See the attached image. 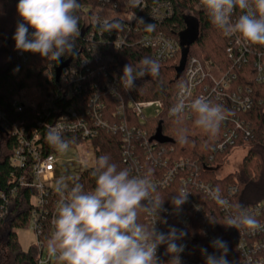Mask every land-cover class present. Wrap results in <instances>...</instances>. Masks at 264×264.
<instances>
[{"label": "built area", "instance_id": "obj_1", "mask_svg": "<svg viewBox=\"0 0 264 264\" xmlns=\"http://www.w3.org/2000/svg\"><path fill=\"white\" fill-rule=\"evenodd\" d=\"M79 11L80 37L83 41L75 50L77 56L62 71L57 82V95L38 104L33 96L24 92L12 100L11 112L0 108V161L8 155L12 169L3 189L0 187V226L11 217V200L16 198L20 189H28L31 198L29 228L35 237L33 245L41 250L39 264H50L56 257L49 256L42 237L46 229L50 237L54 231L53 220L60 197L53 183L58 178L61 159L60 152L47 142V132L52 127L61 130L63 138L71 142L68 151L78 154L77 164L86 167L87 171L92 168L83 165L81 160L96 157L94 142L102 132H108L120 137L122 160L131 176L147 174L145 166L148 165L163 169L162 176L149 177L157 189H166L179 182L180 189L184 188L189 193L187 202L180 209H175L169 203L163 204L167 211L159 212L158 217L146 214V224L151 229L157 219L155 228L158 232L167 233L169 226L185 231L187 235L177 241L185 245L184 251L180 253L181 264H205L206 258L201 249L219 255L212 241L216 238L226 241L218 223L210 221L214 218L209 203L221 210L226 220L236 215L238 211L233 203L238 192L237 184L226 186L222 193L214 183L202 180L197 163L184 158L172 161L164 148L165 144L155 140L156 133L151 135L146 128L149 120L163 113L164 103L160 100L136 101L129 92L120 90L122 83L116 78H110L106 72L97 74V66L102 65L105 59L99 54L109 49L119 52L127 47L140 46L149 53V58L159 63L178 61L183 49L180 41L157 31L155 27L153 31H146L134 19L142 17L146 23L163 25L174 16L173 3L171 0H140L138 6L132 7L129 0H85ZM193 11H205L200 0ZM241 14L240 9H234L232 20L235 22ZM187 16L194 15L188 13ZM105 20L118 21L121 28L104 31L100 23ZM33 31L31 28L29 33ZM227 37L229 44L226 51L233 61L228 72H222L210 59L191 55L187 56L182 71L181 84L190 90L186 102L204 96L214 104L229 102L235 113L231 117L225 115L223 121L231 122L234 128L228 129L223 142L211 148L213 153H223L235 146L240 135L247 140L253 134L251 125L243 123L237 116L252 109L253 92L248 87L233 90L235 70L247 64L251 58L256 82L264 84V46L246 45L238 36ZM115 44L120 46L119 50ZM18 55L21 65L29 62L27 52L18 50ZM106 61L115 62L110 56ZM18 70L19 67L14 72ZM179 91L180 87L175 95V103ZM108 97L115 101L112 109ZM66 102L71 103L66 105ZM193 114L185 109L182 116L191 118ZM169 115L172 116L170 111ZM215 189H219L221 197L227 199L230 207H223L213 199L212 192ZM243 210L258 220L262 229L253 231L246 227L235 229L227 226L235 248V253L229 250L227 259L229 264H264V200ZM161 217L167 220L166 224ZM194 232L202 236L205 243L195 239ZM166 247L160 245L157 250L161 264H169L171 260V256L166 254Z\"/></svg>", "mask_w": 264, "mask_h": 264}, {"label": "clouds", "instance_id": "obj_2", "mask_svg": "<svg viewBox=\"0 0 264 264\" xmlns=\"http://www.w3.org/2000/svg\"><path fill=\"white\" fill-rule=\"evenodd\" d=\"M129 3L136 7L140 0H129ZM200 4L211 23L225 35L238 36L246 45L264 46V0H200ZM79 8V0H18L17 12L24 23H18L16 27L13 37L16 49L38 53L56 62L62 56L74 54L75 41L80 35ZM234 9L242 12L235 22L232 20ZM134 19L146 31L154 30L155 26L146 23L142 17ZM25 25L34 31L29 33ZM100 27L111 32L119 30L121 24L105 20ZM115 47L120 49L117 44ZM159 71L158 60L144 57L138 70L131 64L124 65L121 83L126 89H132L137 77L150 75L156 78ZM179 87L177 102L169 109L171 115L179 123L187 109L195 114L194 123L198 128L215 136L225 119V109L204 96L186 102L190 90L184 84ZM178 138L181 143H186L187 129H178ZM46 139L60 153L67 152L71 143L55 127L48 130ZM81 163L93 169L95 187L85 191L78 182L68 187L64 178L57 180L55 191L60 199L53 220L54 231L46 243L49 256L56 257L61 264H161L157 250L160 245H166V254L171 256L169 264H181L180 253L185 245L177 241L187 233L175 226H169L167 233L158 232L155 228L157 219L151 229L139 222L141 212L158 217L159 212L167 211L163 208V197L156 194L157 185L150 180V173L131 176L126 168L118 170L106 155L82 159ZM188 194L184 188L176 193L171 200L175 209L187 202ZM212 196L221 206L230 207L219 189L213 190ZM237 207L238 213L226 220L228 227L262 229L258 220ZM163 222L166 224L167 220ZM212 246L220 254H209L207 249H201L205 264H229L227 242L216 238Z\"/></svg>", "mask_w": 264, "mask_h": 264}, {"label": "trees", "instance_id": "obj_3", "mask_svg": "<svg viewBox=\"0 0 264 264\" xmlns=\"http://www.w3.org/2000/svg\"><path fill=\"white\" fill-rule=\"evenodd\" d=\"M83 2L85 0H79L80 5ZM171 2L175 11L173 18L163 25L155 26V29L168 36L175 37L181 44L187 40L184 48L187 49L189 56L210 59L222 72H228L233 66V61L229 58L226 51L229 44L227 35L211 23L206 11H193L198 0H171ZM17 4L18 0H0V39L2 41L0 48V108L7 112L12 111V100L24 92L32 95L38 104L45 102L51 96H56L59 90V84L56 82L58 68L70 59L71 63L74 56H77L74 51L75 54L62 56L59 62H56L55 60L42 57L38 53L27 52L29 62L24 66L21 65L18 49H16L15 40L13 39L17 24L24 23L18 15ZM188 13L194 15L193 18L198 24L199 33L195 40L182 37L187 30ZM77 15L80 17V24V11H78ZM25 26L28 27V31L31 29L30 26ZM82 41L79 35L75 41V50H77ZM148 54L140 46L127 47L119 52L109 49L99 54L102 59H105L102 60V65L97 66V74L106 72L110 78H116L121 83L124 65L131 64L134 69L138 70L140 61L144 57H149ZM108 56H110L111 60H115L114 64L111 61H106ZM177 60L176 62L159 63L160 71L158 77L153 78L150 75L137 77L136 81H134L135 86L132 89H126L120 84V90L129 92L139 102L160 100L164 103L163 113L159 117L149 120L146 128L151 135H154L157 132L159 123H162V133L170 140V143L165 144L164 148L172 161L184 158L197 163L201 170L202 180L205 183H214L220 188L222 193H224L226 186L237 184L238 192L234 196L233 203L237 211H239L237 206L245 209L262 202L264 200V84L256 82L251 58L247 64L235 70L236 80L233 84V90L237 88L246 89L247 87L252 89V98L254 99L252 109L237 116L243 123L251 125L253 134L247 140L240 135L235 146L229 147L223 153H213L211 148L216 147L225 140V134L228 129L234 128L231 122L222 121L219 132L215 136H211L195 125V114L191 118L181 116L179 123L176 117L169 115V109L175 103L176 92L183 80L182 72L181 74L178 73V68L182 61V53ZM17 67H19V70L15 73L14 69ZM107 101L112 109L115 101L111 97H108ZM69 103L71 102H66L65 104ZM220 105L225 109V115L231 117V115L235 114L229 102ZM180 128L187 129L186 143L179 141L178 129ZM94 144L97 149V158L106 155L109 157L110 163L117 165L118 170L128 169L122 160L121 139L119 136L102 132ZM235 148L247 149L241 168L224 178H218L214 170L211 169L222 165ZM8 158V155H6L0 161V187L2 189L12 170ZM211 158H213L212 161ZM145 167L150 175L162 176L164 174L163 169L153 168L149 165ZM92 171L93 169L88 170L77 181L83 185L85 191H92L95 187L96 178L91 174ZM180 187L179 182H176L166 189H157L156 194L163 197V204H169L176 193L179 192ZM30 199V191L23 188L18 191L16 198L11 200V217L0 226V264H39L41 250L36 245H32L27 251L23 250L16 233L17 230L29 228L31 217ZM209 206L212 207V216L218 223L220 231L226 237L229 250L235 253L225 216L214 205L209 203ZM161 220L164 221V217H161ZM139 222L148 227L146 224V213H140ZM49 238V231L46 229L42 237L45 247ZM194 238L205 243L203 237L197 235L196 232H194ZM196 245L198 246L199 244ZM192 248L195 252L193 245ZM50 264H61V262L55 258Z\"/></svg>", "mask_w": 264, "mask_h": 264}, {"label": "rangeland", "instance_id": "obj_4", "mask_svg": "<svg viewBox=\"0 0 264 264\" xmlns=\"http://www.w3.org/2000/svg\"><path fill=\"white\" fill-rule=\"evenodd\" d=\"M187 25V30L183 33L182 37H188L190 40H195L199 33L196 20L192 16H188ZM246 153V148H235L222 165H218L213 168L216 176L218 178H224L227 175L238 171L242 166ZM59 157L61 159V164L57 171L58 178L54 181L53 187H56V182L60 178H64L68 187H71L73 183L83 176V174L87 171V168L77 164L78 154L74 151L60 153ZM16 233L23 250L27 251L35 243V237L30 228L26 230H17Z\"/></svg>", "mask_w": 264, "mask_h": 264}, {"label": "water", "instance_id": "obj_5", "mask_svg": "<svg viewBox=\"0 0 264 264\" xmlns=\"http://www.w3.org/2000/svg\"><path fill=\"white\" fill-rule=\"evenodd\" d=\"M185 42H187V40L182 42L183 51H182L181 65L178 68L179 74H181V72L184 69V65L186 62L187 55H188L187 49L184 48ZM70 61H71V59L67 63H63L60 65V67L57 70V74H56V82H59L63 69L70 63ZM154 138H155V140H157L158 142L163 143V144L170 143V140L168 138H166L162 133V123L161 122L158 125L157 132H156Z\"/></svg>", "mask_w": 264, "mask_h": 264}]
</instances>
